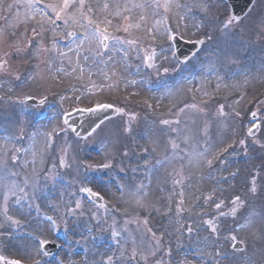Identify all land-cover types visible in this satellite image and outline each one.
I'll use <instances>...</instances> for the list:
<instances>
[{
  "label": "rangeland",
  "instance_id": "1",
  "mask_svg": "<svg viewBox=\"0 0 264 264\" xmlns=\"http://www.w3.org/2000/svg\"><path fill=\"white\" fill-rule=\"evenodd\" d=\"M181 1V4L193 2ZM49 2L58 0H42L35 8L48 12L44 4ZM90 2L95 9V0ZM99 2L102 4L105 0ZM107 2L110 5L108 11L114 12L115 4L123 5L128 0ZM160 2L163 4V0ZM8 4H12L13 8L6 9L5 6ZM172 9L165 13L162 7L155 10H151L150 7L139 10L134 8L129 14L130 20L127 21L122 16L119 18L109 16L112 24L108 29V42L117 39L123 40L124 43L128 39L137 40L136 44L130 45L131 47L127 46L129 44L126 42L128 51L126 54L111 47L108 53L103 50L98 52L95 44L91 45L92 50H88L87 43L81 48L78 47L80 40H76L66 56H62L63 52L59 49L54 57L53 54L49 58V53H42L37 59L35 56L27 55V52L7 56L4 53L10 49L16 50L11 46L16 40V37L10 35L13 32L17 36L24 34L20 38V46L23 48L24 40L29 33L26 29L33 27L36 20L40 19V15L37 14L36 20L27 19L34 9L27 6L26 0H3L0 4V30H3V36L0 37V60L8 61L7 71L0 72V124L7 126L6 132L0 129V162H6L5 168L8 171L9 168L18 166L13 162V156L22 159L26 155L28 158L31 154L32 159L34 155H38L39 161L33 168L28 167L30 164L28 159H24L21 164L22 170L30 178L24 181L29 182L35 172L37 174V171L45 169L50 159L51 174H55L57 164L61 166L63 159L64 166L61 167L70 177L72 176L74 195L72 204L69 203V198L65 203L64 199L61 208L57 209L61 215L53 208L49 210L45 208L41 220L35 218L29 211L9 208L3 203L0 209V223H3L4 227L0 228V237L5 235L6 243L9 244L11 241V233L17 230V224L12 225L10 221L5 220L3 209L7 207V214L12 219L18 218L26 223L24 232H27L30 238L21 241L19 247H16V254L11 253L12 248L9 249L10 253L23 260L24 264H105L108 256H113L115 264H155V261L161 258L168 264L169 257L165 253L169 248L172 252L171 264H264V243H253L250 236L244 232L229 231L235 227L231 215L234 207L230 203L231 197L240 195L245 201L243 206H236V216L239 219L251 211L264 212V98L254 107V112L259 113L257 117L260 131L258 130L253 138L249 134L248 125L242 124L241 116L244 101L258 91L260 93L264 91L263 79H253L241 85L243 82L241 73L264 76L263 51L257 54L256 61L250 58L244 60L242 57L243 52L250 49L249 41L259 42L258 40L264 39V29L257 24L259 20L260 23L264 22V0L255 1L246 17L247 20L245 18V27L242 21L240 24L233 23L227 32L220 29L221 21L228 14L225 2L222 4L219 0H209L206 12L197 8H193L192 11L185 8ZM141 11L144 20L140 19ZM169 13L173 15L170 16ZM106 14L100 12L101 17ZM181 14L186 19L185 26L179 23ZM158 16L160 21L156 22L157 26H153L151 22ZM167 16L174 21L179 34L187 40H202L206 33L214 37L216 33L217 37L210 41L208 48L204 46L206 49L203 48L204 50L200 52L199 59L194 58L184 64L185 73L179 84L167 82L163 87L154 89L146 82L160 76L165 72V68L168 69L165 73H172L177 67L169 63L167 48L163 45L164 33L160 23L162 18ZM26 20L27 23H23ZM129 23H139L140 27L130 28L129 32L125 33L123 27ZM118 26L121 29L119 31ZM44 27L49 29L47 23ZM51 27L55 28L56 35H61L64 39L68 31L83 32V29L71 21L67 25L62 20L57 21V25ZM44 37L47 46L52 37L51 31H45ZM259 45L264 47V43ZM113 50L119 52L114 54ZM125 56H131L136 67L149 56L152 57L151 70L140 68L142 70L139 72L140 76L146 77L144 84L140 76L126 71ZM240 57L242 63L238 65ZM117 58L119 60L115 61ZM231 60L235 62H230ZM193 72L197 75L191 77ZM170 77L173 80L171 75ZM260 83L262 85H259ZM58 88H67L65 95L59 99V105L65 112L77 105L78 108L84 109L95 104L113 105L121 108L120 118L115 120L124 122L122 128H119V123L111 120L83 140L75 139L69 132L62 135L54 133L52 134L54 144L47 155L44 150L47 123L43 120L37 123L34 120L39 124L37 130L28 129L32 121L27 117V110L30 109L24 107L20 99L38 98L39 94L51 98V90L56 91ZM74 94L80 96L78 101L73 100ZM146 100L154 101L158 112L169 115L162 116L160 121L173 118L180 122H176V134L170 129L165 130L161 125L162 129L155 124H149L148 119L143 120L140 116L131 114L132 111L145 114ZM193 105L195 107H192ZM177 107L179 111L170 115ZM236 119H239V122ZM139 127L141 129H138ZM241 140L245 141L244 145L239 143ZM161 143L166 147L162 148ZM173 143L178 147L174 149ZM233 143L237 144L236 149L221 156L222 147ZM36 146L39 147L37 151ZM18 148L21 152H16ZM206 149V157L198 155L204 153ZM125 150L129 152L126 157L122 155ZM241 152L251 155L247 157L245 153V158H248L246 163L236 165L230 161L231 156H239ZM162 157L167 159L165 165H162L163 162L156 164L157 159ZM207 159L213 161L211 167L208 164L203 165ZM107 161L112 162L111 168L99 167ZM146 161L152 163L148 174ZM88 164L95 167L88 168L86 167ZM256 170L260 171V177L257 180V194L253 196L249 191V181ZM234 172L237 175L232 176L231 173ZM134 173L140 175L136 182ZM0 175L4 176L3 180L9 176L6 173ZM3 180H0V189ZM11 181L9 179L4 185L6 190H14L9 187ZM90 182H93L92 185L104 196L103 207L87 204L78 194L81 188ZM141 184L144 188L134 195ZM6 190L1 193L4 198L7 195ZM69 191L71 192V188ZM181 192L184 199L182 207L188 210L177 215L176 208L181 199ZM209 193L212 194V201L205 203V196ZM149 196L151 200L148 199ZM214 202H222L220 211L227 215L219 216L214 208ZM77 203L80 205L79 208H76ZM63 204L72 210L69 211L71 220L66 217ZM48 216L61 223L55 226H58L65 236L64 251L54 259L47 258L36 263L32 259L40 257L37 255V243L41 240H51L55 229ZM213 218L217 234L210 233L203 223L205 219ZM145 219L147 224L144 223ZM180 224L184 227L191 224L192 234L189 235L180 228ZM6 227L8 230L4 231ZM232 235H236L238 241H244L241 244L243 251L233 250L231 246L233 241L230 240ZM157 239L159 248H156ZM28 240L30 242L24 243ZM65 241L69 244L66 245ZM14 245L15 243L12 246ZM134 248L147 255V260L139 255L135 260L127 259ZM153 250L156 251V255H149ZM217 251L220 252V256H215ZM121 252L125 253L123 261L116 259ZM209 253L213 255L209 256ZM0 256H7L3 249H0Z\"/></svg>",
  "mask_w": 264,
  "mask_h": 264
},
{
  "label": "snow or ice",
  "instance_id": "2",
  "mask_svg": "<svg viewBox=\"0 0 264 264\" xmlns=\"http://www.w3.org/2000/svg\"><path fill=\"white\" fill-rule=\"evenodd\" d=\"M42 0H26V4L28 7L33 8V12L27 17L28 20H36L37 14L40 15V19L36 20V24L31 27L30 29H26V32H31V37L28 39L25 43L23 48L20 46V38L24 35L23 33L20 34V36H17L15 32L10 33L11 36L16 37V40L13 41L12 47L16 49L17 54L21 52H27V55L29 56H35L37 59L40 58V55L42 53L53 51L56 47L55 42V35L56 31L55 28H52L51 26L57 25V21H63L64 24H68L69 21L72 22V24L78 25L81 29H83V32L80 33L82 36V39L78 42V47H83L85 43L89 45L88 50L91 49V45L95 44L97 46L96 50L99 52L100 50L107 51L108 50V44L107 41L109 40V26L112 24V20L109 19V16H112L114 18H119L122 16V18L127 21L130 20V13L132 9L139 8V9H145L147 7H155L156 9L163 8V11L165 13L172 10L173 7L176 9L185 8L187 11H192L193 8H197L200 11H207L208 10V4L209 0H193L191 4L185 3L181 4L180 0H163V4H161L160 0H145L144 3H131V0H128V2L124 3L123 5L115 4L116 10L114 12H109V3L107 0L103 2L102 4L99 2V0H95L96 2V8L94 9L92 6V3L90 0H58V2H49L47 4H44V8L48 9V12H42L39 9L35 8V5L40 4ZM3 3V0H0V4ZM131 4V6H129ZM6 9L10 10L13 8L12 4H8L5 6ZM100 12L107 13L103 17L100 16ZM51 13V15H49ZM141 20H144L145 17L143 15L140 16ZM180 19H184L183 16L180 17ZM239 22V17L235 16L234 14H227L225 16V19L221 21L220 23V29L223 32H227L232 26L233 23ZM23 23H27V20ZM47 23L49 25V29H45L44 25ZM139 23H129L126 26L123 27V31L125 33L129 32L130 28H139ZM121 30L120 27H117V31ZM45 31H51L53 39L50 41L52 47H47L44 43V33ZM169 37L170 39H175L176 37L171 34L172 30L169 29ZM68 37H75L76 33L72 31H68L65 33ZM3 36V30H0V37ZM213 39V36L211 34H205V38L202 40H199L198 43L203 45L205 41H211ZM35 41V43H34ZM129 45H134L137 43L136 39H128L126 41ZM117 43H124V41H120L117 39ZM5 56L9 55L8 53H4ZM62 56H66V53H61ZM87 59V57H85ZM148 59H152L151 56L148 57ZM230 62H235L234 60H231ZM8 64L7 60H0V72L7 71L6 65ZM165 72L168 71L167 68L164 69ZM19 79V77H17ZM103 107H108V105H103ZM192 107H195L194 105ZM96 109L89 108V109H77V111H88V112H94ZM72 113H67L68 116H70ZM221 114H223V106H221ZM255 116V113H253ZM134 118V117H133ZM64 123L68 124V119H64ZM162 124H169L168 120H162ZM179 123V121H177ZM125 131H130V129H125ZM252 133V130L249 129V134ZM241 145L245 144V141L241 140L239 141ZM172 147L175 149L178 147L175 143H173ZM228 147H232V145H229ZM228 149L224 148L223 152H226ZM147 152V149L144 150ZM207 149L204 153H199L198 155L201 157H206ZM222 154V153H221ZM123 156H128L129 152L127 150L122 152ZM13 162L16 161V157H12ZM207 164L209 167L212 166L213 161L211 159H207ZM224 161L222 160L221 163ZM159 163V161H157ZM6 162H0V173H6L7 175H16L15 172H8L5 168ZM61 166H64V160H61ZM88 168H94L95 165L88 164L86 165ZM99 167L107 169L112 167V162L107 161L99 165ZM232 176L237 175V173H231ZM260 177V171L256 170L251 175V179L249 181V191L252 193L253 196L257 194V180ZM4 176L0 175V180H3ZM227 180V177L224 178ZM174 183H180V181H174ZM11 187H15V185H12ZM144 188V185L141 184L140 188L137 189V193H134V195L140 193V190ZM21 191L24 189L21 188ZM81 191H84L89 194V196H96L100 199L102 197H99L98 193H93L90 188L82 187ZM143 195H147V193H143ZM181 199L178 201V206L176 208L177 215H180L182 212L187 211L188 209H184L182 205L184 204L183 199V192L180 193ZM212 194L209 193L207 196H205V203L208 201H212ZM8 197L5 195V200H7ZM137 203H140V200L137 201ZM230 203L234 206L231 210V215L235 222L234 229H230L229 231H236V232H244L248 236H250L253 243L260 242L264 243V212H256L251 211L243 216L242 219L237 218L236 212L237 207L236 206H243L245 201L241 199L240 195H235L231 197ZM222 202H214V208L217 210L219 216H225L227 215L225 212L220 211L222 209ZM79 203L76 204V208H79ZM69 211H72L69 209ZM4 218L7 221H10L12 224H18V220L12 219V217L8 216L7 214V207L3 209ZM49 220H52L53 226L56 225V221L53 220L51 217H48ZM127 223V221H126ZM144 223L147 224V220H144ZM179 224L180 222L177 221ZM203 223L207 226V229L212 234H217V228L214 227V218L213 219H205ZM4 224L0 223V228H3ZM180 228H183L185 232H187L189 235L193 232V227L191 224H188L187 227H184L183 224H180ZM178 231L180 229H177ZM151 231V230H149ZM116 233H114L115 235ZM154 235V234H153ZM207 240L208 237H205ZM230 240L233 241L232 248L234 251H243L244 249L240 247L241 244L244 243V241H238L236 235L230 236ZM45 244L46 242L41 240L39 241V251L37 252V255H44L47 256L48 253L45 250ZM156 248H159V239L156 241ZM142 256L145 260H147L148 256L144 255L143 253L138 252L135 248L131 251V254L127 257L129 260H135L137 256ZM151 256L156 255V251L153 250L149 253ZM169 257L168 264H171V256L172 252L169 248L167 252L165 253ZM212 253H209V256H212ZM215 256H220V252L217 251L215 253ZM117 260L123 261L125 259V253L121 252L120 256L116 258ZM5 261V258L3 256H0V264H3ZM6 264H21V260L19 259H11L7 260ZM105 264H115L113 256H108L107 260L105 261ZM155 264H165L164 260L158 259L155 261Z\"/></svg>",
  "mask_w": 264,
  "mask_h": 264
},
{
  "label": "water",
  "instance_id": "3",
  "mask_svg": "<svg viewBox=\"0 0 264 264\" xmlns=\"http://www.w3.org/2000/svg\"><path fill=\"white\" fill-rule=\"evenodd\" d=\"M250 2H251V0H248L247 2L245 1V2H244V5H242L241 8H242V7L247 8L248 5L250 4ZM241 8H240V9H241Z\"/></svg>",
  "mask_w": 264,
  "mask_h": 264
},
{
  "label": "bare ground",
  "instance_id": "4",
  "mask_svg": "<svg viewBox=\"0 0 264 264\" xmlns=\"http://www.w3.org/2000/svg\"><path fill=\"white\" fill-rule=\"evenodd\" d=\"M142 13H143V12L141 11V15H143ZM29 245H30V243H28V246H29Z\"/></svg>",
  "mask_w": 264,
  "mask_h": 264
}]
</instances>
